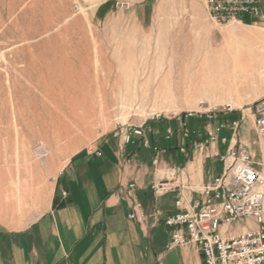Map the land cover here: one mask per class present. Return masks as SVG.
Wrapping results in <instances>:
<instances>
[{
	"label": "rangeland",
	"instance_id": "374dc122",
	"mask_svg": "<svg viewBox=\"0 0 264 264\" xmlns=\"http://www.w3.org/2000/svg\"><path fill=\"white\" fill-rule=\"evenodd\" d=\"M238 24L205 0H0L2 201L19 185L56 183L72 155L117 143V129L148 122L150 137L153 116L178 146L184 123L217 126L233 103L256 144L264 27L249 35ZM147 150L159 177L175 168Z\"/></svg>",
	"mask_w": 264,
	"mask_h": 264
},
{
	"label": "crops",
	"instance_id": "0c3cea01",
	"mask_svg": "<svg viewBox=\"0 0 264 264\" xmlns=\"http://www.w3.org/2000/svg\"><path fill=\"white\" fill-rule=\"evenodd\" d=\"M263 21L264 14L258 20L244 16L238 25L251 35L259 33ZM220 118V122L231 123L240 119V113H224ZM150 123L156 129L151 142L168 149L163 163L185 170L190 184L201 186L223 172L222 162L212 154L226 152L229 142L213 144L208 153L191 149L184 153L172 144L177 134L167 138L166 131L159 129L166 121ZM248 133L241 126L238 141L252 145L260 157L264 136L253 145ZM220 136L230 139L232 130L226 128ZM98 147L101 156L72 155L54 184L46 182L40 189L19 185L9 191L7 203L0 192V264H205L197 244L168 248L167 228L154 224L151 214L156 209L171 213L175 195L153 194L151 183L159 172L153 169L151 152L140 139L128 145L127 163L115 141ZM133 181L148 215L142 222L129 218L131 208L123 186Z\"/></svg>",
	"mask_w": 264,
	"mask_h": 264
},
{
	"label": "built area",
	"instance_id": "2783aa9c",
	"mask_svg": "<svg viewBox=\"0 0 264 264\" xmlns=\"http://www.w3.org/2000/svg\"><path fill=\"white\" fill-rule=\"evenodd\" d=\"M205 2L209 13L223 22L239 23L244 16L257 19L264 14V0ZM216 111V108L210 110L211 114L206 116L212 118L217 115ZM235 111L233 103L223 107V113ZM255 111V130L259 136H264V98L257 103ZM192 116L193 113H188L186 118ZM151 119L163 120L160 115ZM147 123L117 129L113 137L117 140V148L122 156L134 138H139L144 148L155 153L153 164L157 165L167 149L153 145L146 128ZM240 124L241 119L231 123L221 122L217 126L209 123L204 133L184 123L180 132L181 152L187 153L191 149L193 152L208 153V147L219 141L230 143L226 152L212 154L222 162L223 172L197 186L189 183L185 170L171 168L167 175L155 177L151 183L156 197L175 195V208L171 213L156 209L151 214L155 225L163 224L167 228L170 237L167 247L197 244L205 264H264V152L258 157L250 144L238 141ZM226 128L232 130L230 139L220 136ZM175 134L174 128H167V138ZM87 152L103 155L100 149L93 146ZM124 161L128 162L125 156ZM123 189L131 208L129 218L144 221L148 215L138 197L137 183L129 182ZM250 222L254 226L249 225ZM240 226L242 229L238 230Z\"/></svg>",
	"mask_w": 264,
	"mask_h": 264
},
{
	"label": "trees",
	"instance_id": "16d2710c",
	"mask_svg": "<svg viewBox=\"0 0 264 264\" xmlns=\"http://www.w3.org/2000/svg\"><path fill=\"white\" fill-rule=\"evenodd\" d=\"M190 119L193 120V119H195V118H193V117L191 118V117H190L189 120H190ZM193 129H194V128H193Z\"/></svg>",
	"mask_w": 264,
	"mask_h": 264
},
{
	"label": "bare ground",
	"instance_id": "6f19581e",
	"mask_svg": "<svg viewBox=\"0 0 264 264\" xmlns=\"http://www.w3.org/2000/svg\"><path fill=\"white\" fill-rule=\"evenodd\" d=\"M262 46V45H261ZM263 48L262 49H264V46H262ZM261 47H259V49H260Z\"/></svg>",
	"mask_w": 264,
	"mask_h": 264
}]
</instances>
